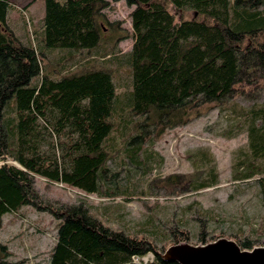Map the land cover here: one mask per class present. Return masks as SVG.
Segmentation results:
<instances>
[{"label": "trees", "instance_id": "obj_1", "mask_svg": "<svg viewBox=\"0 0 264 264\" xmlns=\"http://www.w3.org/2000/svg\"><path fill=\"white\" fill-rule=\"evenodd\" d=\"M8 1L0 0V55L9 61L0 62V216L26 203L33 191L29 173L94 193L122 112L157 121L192 95L229 93L239 70L238 41L264 29V0H134L133 43L124 58L131 89L121 100L110 68L91 62L57 76L44 72L32 82L35 55L8 31ZM42 1L44 49L91 51L101 44L106 0ZM256 47L264 60V43ZM247 130L248 150L237 162L243 179L264 176V107L253 110ZM56 145L67 148L71 165L51 161ZM209 177L195 188L217 182L214 167ZM144 244L99 223L72 222L64 225L48 264L125 262L146 253ZM129 264L178 263L156 255Z\"/></svg>", "mask_w": 264, "mask_h": 264}, {"label": "rangeland", "instance_id": "obj_2", "mask_svg": "<svg viewBox=\"0 0 264 264\" xmlns=\"http://www.w3.org/2000/svg\"><path fill=\"white\" fill-rule=\"evenodd\" d=\"M134 7V0H106L103 41L91 51L40 45L42 0H9L6 26L19 47L35 55L38 73L32 82L44 72L57 76L91 62L110 68L122 100L131 89L124 58L133 43ZM257 8L263 10L261 4ZM259 43L264 29L238 41L239 70L229 93L192 95L157 121L122 112L106 142L109 160L94 193L29 173L33 191L26 203L0 216V264H48L64 225L82 221L145 243L146 253L103 264L151 261L173 244L203 245L219 238L243 250L264 247V176L243 179L244 168L237 166L248 150L252 112L264 107ZM0 62L9 63L2 54ZM51 161L71 165L67 148L56 145ZM211 167L217 182L196 189L210 181Z\"/></svg>", "mask_w": 264, "mask_h": 264}, {"label": "water", "instance_id": "obj_3", "mask_svg": "<svg viewBox=\"0 0 264 264\" xmlns=\"http://www.w3.org/2000/svg\"><path fill=\"white\" fill-rule=\"evenodd\" d=\"M178 264H264V247L243 250L233 240L219 238L203 245L177 243L157 254Z\"/></svg>", "mask_w": 264, "mask_h": 264}]
</instances>
